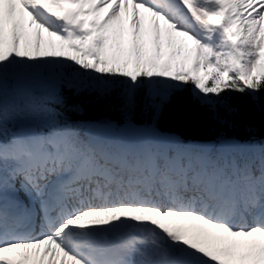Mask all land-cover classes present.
<instances>
[{
	"label": "snow or ice",
	"instance_id": "1",
	"mask_svg": "<svg viewBox=\"0 0 264 264\" xmlns=\"http://www.w3.org/2000/svg\"><path fill=\"white\" fill-rule=\"evenodd\" d=\"M189 88L226 128L259 102L264 0H0V264H264V140L161 134ZM65 91L123 123L81 137Z\"/></svg>",
	"mask_w": 264,
	"mask_h": 264
},
{
	"label": "trees",
	"instance_id": "2",
	"mask_svg": "<svg viewBox=\"0 0 264 264\" xmlns=\"http://www.w3.org/2000/svg\"><path fill=\"white\" fill-rule=\"evenodd\" d=\"M65 95L71 99L68 107L61 111L69 121L115 120L119 123L123 122L114 102L111 109L107 103L100 105L88 103V101L95 100V92L91 95L84 92L80 96H73L72 93L65 91ZM230 102L240 109V114L236 117L235 128H226L210 120L208 110L193 101L191 88L173 95L171 102L160 113L155 124L164 130L179 134L185 140H212L221 136L239 140L263 138L264 110L261 105H264V93L260 94L257 104H253L249 97L239 93H232ZM72 104H80L83 111H71ZM221 114H223L222 109ZM135 121L150 123L151 118L148 115L137 116Z\"/></svg>",
	"mask_w": 264,
	"mask_h": 264
},
{
	"label": "rangeland",
	"instance_id": "3",
	"mask_svg": "<svg viewBox=\"0 0 264 264\" xmlns=\"http://www.w3.org/2000/svg\"><path fill=\"white\" fill-rule=\"evenodd\" d=\"M214 142H212V141H209V142H201V143H197V144H213ZM145 238V237H144Z\"/></svg>",
	"mask_w": 264,
	"mask_h": 264
},
{
	"label": "water",
	"instance_id": "4",
	"mask_svg": "<svg viewBox=\"0 0 264 264\" xmlns=\"http://www.w3.org/2000/svg\"><path fill=\"white\" fill-rule=\"evenodd\" d=\"M161 134L168 135L167 133L161 131L160 129L156 128ZM173 136V135H172Z\"/></svg>",
	"mask_w": 264,
	"mask_h": 264
}]
</instances>
